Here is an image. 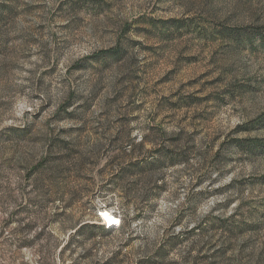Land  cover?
<instances>
[{"label":"rangeland","instance_id":"obj_1","mask_svg":"<svg viewBox=\"0 0 264 264\" xmlns=\"http://www.w3.org/2000/svg\"><path fill=\"white\" fill-rule=\"evenodd\" d=\"M0 264H264V0H0Z\"/></svg>","mask_w":264,"mask_h":264},{"label":"trees","instance_id":"obj_2","mask_svg":"<svg viewBox=\"0 0 264 264\" xmlns=\"http://www.w3.org/2000/svg\"><path fill=\"white\" fill-rule=\"evenodd\" d=\"M103 226L105 227V228L103 227L104 230H106V231L111 230V227L107 228L105 225H103ZM92 228H96L94 224H89V223H83L82 224V222H80V221L75 222V224L73 225V229H74L75 234L86 233V230L91 231ZM89 229H91V230H89ZM89 233H90L89 235L92 234L91 232H89Z\"/></svg>","mask_w":264,"mask_h":264},{"label":"bare ground","instance_id":"obj_3","mask_svg":"<svg viewBox=\"0 0 264 264\" xmlns=\"http://www.w3.org/2000/svg\"><path fill=\"white\" fill-rule=\"evenodd\" d=\"M101 218L103 220V225L107 228L116 227L119 224V219H117L112 213L103 211L101 212Z\"/></svg>","mask_w":264,"mask_h":264},{"label":"built area","instance_id":"obj_4","mask_svg":"<svg viewBox=\"0 0 264 264\" xmlns=\"http://www.w3.org/2000/svg\"><path fill=\"white\" fill-rule=\"evenodd\" d=\"M101 220H102V218H101Z\"/></svg>","mask_w":264,"mask_h":264},{"label":"water","instance_id":"obj_5","mask_svg":"<svg viewBox=\"0 0 264 264\" xmlns=\"http://www.w3.org/2000/svg\"><path fill=\"white\" fill-rule=\"evenodd\" d=\"M111 228H113V227H111Z\"/></svg>","mask_w":264,"mask_h":264}]
</instances>
